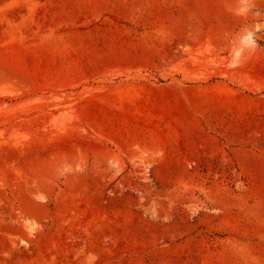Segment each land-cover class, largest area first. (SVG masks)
I'll return each instance as SVG.
<instances>
[{
    "label": "rangeland",
    "instance_id": "1",
    "mask_svg": "<svg viewBox=\"0 0 264 264\" xmlns=\"http://www.w3.org/2000/svg\"><path fill=\"white\" fill-rule=\"evenodd\" d=\"M0 264H264V0H0Z\"/></svg>",
    "mask_w": 264,
    "mask_h": 264
}]
</instances>
